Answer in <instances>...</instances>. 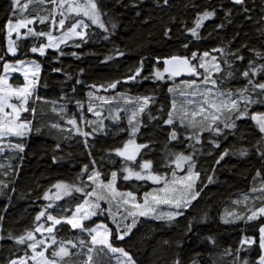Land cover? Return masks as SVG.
<instances>
[{
  "label": "trees",
  "instance_id": "16d2710c",
  "mask_svg": "<svg viewBox=\"0 0 264 264\" xmlns=\"http://www.w3.org/2000/svg\"><path fill=\"white\" fill-rule=\"evenodd\" d=\"M25 2L27 0H24ZM95 2L102 13V21L107 31L86 20L90 25L86 31V43L79 39L71 40L60 48L65 55H59L55 50L48 49L44 58L31 52L30 49L33 46L39 47L42 42L46 43V38L25 37L22 32V36L15 43L17 56L13 58L6 54L7 30L4 26L7 19L11 18L15 21L17 18L48 16L50 21L53 5L48 0H45L44 4L32 0L29 7L20 13L17 9H10L11 0H0V57H3L0 60V75L4 74L5 61L10 63H14L17 59L36 61L50 76L62 80L58 91L63 93L68 88L81 89L87 96L89 92L93 93L91 101H95L99 100L97 97L114 100L122 99L121 97L133 98L147 85L153 86L157 93H160L163 87H171L175 90L178 84H184V81L193 80L195 77L190 76L185 80L166 79L163 82L154 78L137 77L135 81L124 82L129 74L127 71L119 77L104 82L85 83L75 69V65H85L90 60H98L106 69L118 71L126 60L134 62L131 68L134 69L143 59L141 76H149L153 67H162L160 63L157 64L154 59L156 57L190 56L193 51L199 57L207 51L209 55L215 56L221 65V72L215 73L212 78L217 80L222 90H231L233 93H237L246 85L247 80L241 73L249 68L250 61L253 68L260 69V66L264 65V0H244L242 5L234 4L232 0H168L167 5L163 0H95ZM205 10L214 11V19L207 22L198 31L199 38H195L188 29L195 27L198 15ZM49 21L40 24L37 19L34 29L49 31ZM68 26L67 20L65 29ZM166 29L167 35L164 34ZM52 34L59 33L53 28ZM76 43H80L81 46L75 47ZM185 44L188 45L187 48L184 47ZM94 45H105L108 53L91 56L78 53ZM213 49H223L224 52L222 54ZM72 52H75L76 56H72ZM118 52L123 55H118ZM257 53L260 55L258 56ZM236 56H243V60L236 59ZM108 57L111 59H107ZM224 61L228 63L225 64ZM193 63H198V60ZM228 71L233 72V77L225 78ZM253 79L254 82H264V69H260ZM77 80L80 83H77ZM114 80H120L121 83L116 89L105 91L106 94L91 88L92 85L106 86ZM23 83L21 78L16 77L11 80V85L14 87L22 86ZM197 85L201 87L200 80ZM189 90L192 89L183 88L178 93ZM249 92L253 99L257 101L262 99L258 95L259 89L252 92L249 86ZM155 97L150 100L144 112L139 114L137 120L142 125V129L158 133L165 119V113ZM62 99L66 102L65 96ZM51 103L30 99L29 107L35 108V114L32 115L31 112L25 114L26 119H33L30 136L22 140H11L14 144L23 143V152L14 151L0 155V237H3L0 239V264H9L13 259L32 256V250L27 247L28 241L17 244L15 239H9V236L24 234L38 223H44L46 227L50 226L45 222V217L39 222L35 220L36 215L41 211H45L46 215L50 213L57 217L71 216L76 205L82 204L89 198L84 192H89L94 187L92 181L87 178L93 170L101 173L100 180L105 183L110 180L111 172L116 171L117 188L121 192H134L138 200L142 199L145 191H151L156 187L150 181L134 179L124 181L121 178L124 174L122 167L125 164L139 170L141 158L144 159L153 153L150 146L144 148L135 162L125 161L115 155L113 150L122 147L130 138L133 127L129 124L125 112L119 115L115 123L108 118L102 117L103 122L101 118L92 117L93 123L87 121L85 130L91 135L83 137L67 123L70 119L68 110L64 107L63 111H60L62 107L55 108ZM239 106L242 109L245 105L241 102ZM247 107L248 115L239 120L235 119V113L225 110L221 119L226 120L231 116L236 128L224 129L218 121L222 134L205 131L201 134L200 144H196L195 140L187 139L193 131L181 127L179 119H176L180 110L177 111L172 131L177 132L178 139L162 148L163 169L175 170V164L172 163L174 157L170 153L183 152L185 155H191L195 170L200 173L196 187L200 195L192 201L184 214L174 221L140 220L123 240H115V232L113 233L114 246L123 247L133 257L135 264H173L175 260H179L180 264H194V262L195 264H244V261H247V264H258L260 256L264 254L259 248V227L264 224V216L252 221H247L246 216L250 214L249 209L254 210L264 204V192L259 191L264 185V155H261V152H264V138H262L264 134L259 132L254 121L250 119L253 112H264V103L257 102ZM53 124L59 127L54 128ZM138 137L139 134L134 135V138ZM85 139L87 147L84 144ZM211 141H218L219 147H215ZM224 149L228 150V155L216 163ZM241 151L246 152V155H240ZM93 161H95L94 166ZM85 166L87 172L84 171ZM257 172L260 173L259 176ZM208 176L212 177L211 183L207 180ZM58 183L75 184L82 187L83 192L77 193L73 190L71 196L51 203L52 206L54 205L53 208H48L47 205L50 203L44 199V194L54 192V185ZM253 188L258 191L253 192ZM100 203H103L105 209L106 207L115 209L120 215L119 218L113 219L103 212V216L87 227L103 223L114 230L118 223L123 231L124 224L131 222L129 219L128 221L124 219L126 214L116 208V203L112 202L111 206H107L103 201ZM228 213L243 215L245 219L233 220ZM113 220L116 222L114 223ZM225 220L229 222L225 223ZM52 234L57 243L48 250V255L61 242H64L65 246L70 245V252L79 253L66 257L59 262L60 264H82L87 258L84 255L87 248H81L79 245L80 239L88 241L89 238L85 233L72 229L68 224H60L54 228ZM34 235L37 239H41L39 233ZM237 238L245 240L253 238L256 242L251 245L244 243L239 249L225 246ZM69 240L77 244V248L73 249L71 244L67 243ZM92 255L93 264H117L112 261L105 249L101 251L97 247Z\"/></svg>",
  "mask_w": 264,
  "mask_h": 264
},
{
  "label": "snow or ice",
  "instance_id": "6c2138e0",
  "mask_svg": "<svg viewBox=\"0 0 264 264\" xmlns=\"http://www.w3.org/2000/svg\"><path fill=\"white\" fill-rule=\"evenodd\" d=\"M40 4H44L45 0H37ZM53 7L51 9V19L49 21L48 16H38L33 18H17L15 22L9 18L6 21L5 29L7 30V53L11 56L17 55V47L14 41L11 39L12 34L15 33L17 39L21 36V29H25L24 36L32 37H45L47 42L40 43L39 47L33 46L30 51L33 53H38L40 56H44L46 49H53L59 53V55H65L63 51L60 50L61 44H66L69 40L78 38L81 42L86 41V30L90 27L89 23H85V19L90 21L92 25H98L100 28L107 31L105 25L100 21L101 11L98 8L95 0H48ZM244 0H232V3L237 5H242ZM29 3H32V0H27V2L20 4V0H11L10 9L16 10L19 9L20 13H23L25 9L29 7ZM165 5L168 4V0H163ZM57 10L59 16L61 17L57 20L55 17L57 15ZM215 15L214 11H203L198 15L195 21V27L189 28L188 32L195 38H199L198 29L201 27L202 23ZM80 17V18H76ZM39 20L40 24H44L46 21H49V31H37L32 27H28ZM66 20L69 21V26L65 29ZM222 26V25H221ZM115 27V25H113ZM65 29L61 35L54 36L52 34V29ZM165 35L168 34V30H165ZM75 47L79 48L80 43H76ZM185 48L188 47L187 44L184 45ZM213 51L221 52L223 54V49H213ZM118 55H123V53L118 52ZM72 56H76L75 52L71 53ZM234 55V54H233ZM259 56L260 53H257ZM209 53L207 51L203 52L201 56L198 57L196 52H191V55H170L164 58L156 57L154 58L159 64L162 59V67L156 68L153 67L149 76H141V72L144 67L143 59L138 63L134 69L129 70V74L125 77L124 82L135 81L137 77L141 79L154 78L158 81L172 80L175 77H179L182 74H187L191 77L202 78L200 82L204 85L211 84V88L205 87L200 89L197 86V80H188L184 81L188 88L192 89L190 93L182 92L181 95H191L193 97L199 95L202 98L203 103L198 107L194 108L191 112L181 108L179 113L176 116V119H179L181 127H187L193 131V134L187 139L195 140L196 144L201 143V134L205 131L215 133L217 135L222 134V129L219 124L223 125L224 129H234L236 128L235 121L232 120V117H227L226 120L221 119V115L225 110L230 113H235V119L239 120L246 115H248L249 104H255L257 102L264 103V82H254V77L260 69H264V65L260 66V69L251 67V61L249 62V68L244 70L241 75L246 78V85L239 89L237 93H233L231 90H222L218 86L216 79L212 78L213 73L221 72V65L217 62V58L213 56L211 62L208 63L204 60L205 57H208ZM238 60H243V56H236ZM3 57H0L2 60ZM107 59H111L108 57ZM198 63H193L197 61ZM227 64V61H224ZM229 67H231L229 65ZM199 69H203V72H200ZM59 71V69H54ZM4 73L16 72L19 71L23 74L24 83L22 86H16L9 84V77L7 75H0V139L6 136H13L25 138L26 134L32 131L31 124L32 121L26 118H22L21 114L25 112H31L35 114V108L29 107L30 99L34 96V90L38 84L39 73L41 71V65L36 63V61H25L17 59L14 63L5 61L3 63ZM233 72L228 71L225 78L233 77ZM77 83H80L77 80ZM121 83L120 80H114L108 83L106 86L101 85L107 89H116L117 85ZM221 84L223 81L220 82ZM249 86H251V91L259 89L260 92L258 95L262 97L259 101L252 98V95L249 92ZM91 87L95 88L96 85ZM215 89V91H213ZM169 92H172L173 89L170 87ZM89 97L93 93H88ZM236 98H233V97ZM15 99L16 102H12ZM35 99L39 100L40 97L36 96ZM104 101L105 103L110 102L105 97H97ZM126 102L132 103L133 101L130 98H125ZM151 98L148 96L137 97L135 100L136 108L133 111L132 117L129 118V124H132L133 119L143 113L145 108L149 105ZM243 102L245 105L242 109L240 108V103ZM79 103V102H78ZM191 103V101H189ZM204 105H207L205 107ZM173 111L176 109L175 101L172 105ZM7 110V111H6ZM55 111V109H53ZM63 111V108L60 109ZM87 111L93 113L95 116L100 117L101 113L99 111H94V107L89 104ZM173 111L167 113V119L164 120L165 124L172 125L174 122ZM196 117H202V119L197 120ZM113 119H119L117 116H113ZM250 119L255 122L258 130L261 134H264V112H253L250 116ZM83 120V116L81 117ZM219 121V124L217 123ZM68 124L72 125L73 128L83 137H88L91 135L89 132L81 131L77 127L76 119H69ZM88 123H93L89 121ZM215 125V126H214ZM138 126L131 128L130 138L123 144L122 147H117L113 151L116 156L122 157L125 161H136L138 154L141 149L147 148V144L136 143L134 134L138 131ZM52 127L57 128L59 125L53 124ZM38 131V129H37ZM264 138V137H262ZM170 140H177V132L175 130L170 132ZM215 147H219L218 141H211ZM85 147H87V140L84 141ZM20 152H23L24 145L23 143H16L13 145ZM259 151V149H258ZM174 159L172 163L176 165L177 169L183 171V165L188 163V168L185 175L178 176L175 171H172L171 177L168 178L166 175L160 174L153 170L152 161L145 160L143 158L142 162L139 164V170H136L133 167L125 164L122 167V172L124 173L121 177L124 181L136 180V181H151L152 184L159 185V187L153 188L151 191H145L141 200L137 199V195L132 192H120L116 183L118 180V174L116 171L111 172L110 180L105 183L100 180L101 173L93 170L88 175V180L92 181L94 187L89 192H84L85 196L94 197L95 199L90 201L85 199L83 203H78L76 205L75 211L71 216H54L52 214H47L45 211L39 212L35 220L37 222L41 221L42 217H45V222L50 221L51 225L45 227L44 223H38L31 230H26L24 234H21L16 237L9 236V239H15L17 244H24L25 241H28L27 247L32 250V256L30 259L33 261V264H59L60 261H63L66 257L72 255H79V253H72L70 250L65 247V243L61 242L58 247L54 248L50 255L46 256L45 253L48 251V248L51 245L57 243L54 235H50L49 239L50 244H46L45 239H37L34 233L47 232L49 234L53 233V230L56 225L64 223L71 226L72 229H79L83 233H87L88 241L85 239L79 240V245L81 248L86 247L87 252L84 255L87 257L82 264H93V255L92 253L96 250L97 247L101 251L106 249L110 253H119L120 257L117 258V264H135L133 257L125 251L123 247L114 246L113 233L115 232V240H123L128 236L133 228L137 224V217H150L156 220H163L165 222H171L176 220L177 217L184 214V210H187L191 205L192 201L196 200L200 195V191L196 190V182L200 177L199 171H194L195 164L192 162L191 155H185L183 152L170 153ZM228 155V150L224 149L219 154V158L216 160V163H219L224 156ZM240 155H246V152L241 151ZM261 155H264V152H261ZM95 161H93V166ZM87 172V166L84 169ZM259 176L260 173L257 172ZM207 180L209 183L212 182V177L208 176ZM58 189L56 194V199H60L61 190L64 195H70L74 190L77 193L83 192L82 187L76 186L75 184L68 185L63 183H58L54 185ZM253 192L258 191V189L253 188ZM259 191L264 192V185L259 189ZM117 197L120 198V203L124 205H130V208L126 209V215L124 219L127 220L131 217V222L124 224V230L121 231L120 225L117 223L116 228L113 230L105 224H96L95 227H87L84 224V221L91 219L93 216L98 214H103L108 209L101 207V201L105 204L111 206L113 200ZM44 199H49L47 192L44 194ZM247 199V197H245ZM238 203V202H234ZM166 205L171 211H157L159 206ZM48 208L52 207V204L47 205ZM250 214L246 216L247 221H252L257 219L259 216H264V204L260 207L249 209ZM233 220L245 219L243 215H235L233 213H228ZM109 216L112 217L113 213L109 211ZM115 223L116 221L113 220ZM228 223V220L224 221ZM188 230H191V223L188 224ZM3 239V237H0ZM211 241V237H209ZM256 241L253 238H247L242 240L241 243H247L249 245L255 243ZM68 244H71L73 249L77 248V244L72 243L71 240L67 241ZM167 243V241H165ZM178 246H179V242ZM43 246V247H41ZM41 248L40 251H37V248ZM259 248L262 253H264V224L259 227ZM121 257L123 259H121ZM59 258V260L57 259ZM9 264H27V261L23 258L16 260L13 259ZM173 264H180L179 260H175ZM195 264V262H194ZM244 264H247V261H244ZM258 264H264V254L260 256Z\"/></svg>",
  "mask_w": 264,
  "mask_h": 264
},
{
  "label": "rangeland",
  "instance_id": "374dc122",
  "mask_svg": "<svg viewBox=\"0 0 264 264\" xmlns=\"http://www.w3.org/2000/svg\"><path fill=\"white\" fill-rule=\"evenodd\" d=\"M23 3H24V0H20V4H23ZM17 10H19V9H17ZM58 11L59 10H57V15L55 17L57 20H59L61 18L59 16V14H58ZM213 19H214V16L212 18L204 21L202 23L201 27L197 31H200V29L207 22H209V21H211ZM100 21L103 23L101 16H100ZM66 23H67V20H66ZM85 23H87L86 19H85ZM34 24L29 25L28 27L34 28ZM94 26L100 28L98 25H94ZM62 30L63 29L55 28V31H57L59 34L58 35H54L53 34V35L54 36L61 35V33L63 32ZM25 31H26L25 29H21L20 30L21 36H22V32H25ZM11 39L14 41V43H16V41L18 39H17L15 33L12 34ZM75 39H78V38H74L72 40H75ZM69 41H71V40H69ZM7 43H8V37H7ZM63 45L64 44H61L60 48ZM47 50L48 49H46V52H47ZM78 53H82V54H86V55H90V56L93 55V54H106V53H108V48L105 45H94V46H90V47H88V48H86V49H84L82 51H78ZM35 54L40 56L38 53H35ZM44 56H43V58H44ZM40 57H42V56H40ZM212 57H213L212 55H209L208 57H205L204 60L206 62L210 63ZM36 63H38V62H36ZM68 63H70V62H68ZM133 66H134V62L133 61L126 60L122 64V66L119 68V70L115 71V70L106 69L104 66L99 64L98 60H90L85 65H75V69L81 75V77L83 79V82H85V83H87V82H95V83H97V82H104V81L113 79L115 77H119V76L123 75L125 72L129 71ZM199 71L203 72V69H199ZM214 74L215 73H213V75ZM3 75H7L9 77V81H8L9 84H11V80L13 79V76H17V75H20L21 79H23V81H24L23 74L21 72H19V71L4 73ZM195 79L198 82L202 78H196L195 77ZM38 80H40V82H39V84H37V86H36V88L34 90V96H33L34 101H35V97L39 96L40 97V99H39L40 101L52 102L51 104L55 105V108L56 107L60 108V105L65 104V102L62 99V97L65 96V99L68 100L69 103H70V105H69V115L72 116V119H76L77 127L80 130H83V131H85L86 128H87V126H86L87 125V121H91L92 117L101 118L100 120H102L103 122H104L103 118H108L111 122L115 123L118 119H113L112 117L113 116L119 117V115H121L122 113L125 112L126 113V118L129 121V118L132 117L133 111H135V108H136L135 100H136L137 97L148 96V97H150L152 99V98H154V96H156L155 97L156 100L162 105V107L164 109V113H165V119L164 120L167 119V113L169 111H173L172 105H173L174 101H175V104H176V109H175V111H173V117L176 116L177 111L181 110V108L191 112L194 108L198 107L200 104L203 103L202 98L199 95L193 97L191 95H181V94L178 93L183 88L184 89H190V88L187 87V85L185 83L184 84H178L176 89L175 90L173 89L172 92L168 91L169 87H163L162 91L160 93H157V91L155 90V88L153 86L147 85V86H144L137 93V95H135L133 98H130L133 101L132 103L126 102L124 97H121L122 99H119V100L108 99L110 102L105 103L104 101H102L100 99L99 100H95V101H91L93 98H91V97L89 98V96L86 95L85 91L81 90V89L68 88L63 93L58 91V86H59V84L61 83L62 80L59 79V78H55V77L50 76L48 74V72L42 67H41V71L39 73ZM42 81H46L44 83V85H43ZM205 87L211 88V84L204 85V84L201 83V87H199V88L200 89H204ZM45 88H47V90H45ZM91 88L94 91L103 92V93L105 91L109 90V89L105 90V88L102 89V87H100V86H97L95 88L91 87ZM191 91L189 90L188 92L186 91L184 93H190ZM97 94H100V93H97ZM105 94H106V92H105ZM94 95L96 96L95 93H94ZM102 96H103V94H102ZM179 97L181 98V100H179ZM189 101H191V103H189ZM12 102H16L15 99H13ZM89 104H91L94 107V111H99L101 113L100 117H97L93 113H90V112L87 111V108H88ZM204 106L207 107V105H204ZM25 114H26V112L21 114L22 118H25ZM32 115H33V113H32ZM82 116H83V120H81ZM138 116L139 115H137L132 121L133 127L139 125L138 126V131L135 133V134H139V137L135 138L136 143L147 144L148 147L150 146V148L153 149L152 155L148 156V157H145L144 159L152 161V166H153V170L154 171H156V172H158L160 174L166 175L168 178H170L171 177V173H172L173 170L170 171V170H164L163 169V160H162V156H161V151H162V148L167 143H169L171 141H174V140H170L169 139V135H170V132L172 131V125L174 124V122H173L172 125H168V124H165L164 121H163L161 123V125H160V131L158 133H153L152 131L142 129V125L137 120ZM198 118L202 119V117H198ZM30 120L33 121L32 118ZM31 127H32V124H31ZM29 134L30 133L26 134L25 138H29V136H30ZM12 139L17 140V139H21V138L13 137V136H6V137L0 139V146H1L0 147V155H4L7 152L11 153V152H14V151H19L18 149L13 147V145H15V144L11 141ZM142 150L143 149L140 150V153H142ZM139 154H138V156H139ZM138 156H137V159H138ZM131 162H133V161H131ZM187 168H188V163H185L183 165V169H184L183 171H181L180 169H177L176 165H175V170L174 171L176 172V174L178 176H181V175H185L186 174ZM194 171H196L195 168H194ZM197 182H198V180H197ZM197 182H196V187H197ZM155 186L159 187V185H155ZM116 187H117V183H116ZM57 192H58V189L55 188L54 192L48 194L49 195V199H47L46 201H48L51 204V203H55L58 200L66 199V198H68L69 196L72 195V193L70 195H64L62 193V190H61L60 199H56ZM94 199H95L94 197H89L88 198V200H90V201H92ZM113 202L116 203V205H117L116 208L119 209V210L121 209L122 211L125 212V214H126V209L130 208V205H124V204L120 203V198L119 197H117L115 200H113ZM53 206L51 208H53ZM107 206H109V205H107ZM101 207L104 208L103 203H101ZM106 209H108L109 211H111L113 213V216H112L113 219L119 218L120 215H119L118 212H116L115 209H111V208H108V207H106ZM171 210H173V209H170L166 205H161L157 209V211H171ZM109 211L104 212V214L109 215ZM104 214H98L97 216H93V217H91V219H89L87 221H84L85 226L95 222L96 220H98ZM128 219L131 220L132 218L129 217ZM128 219H127V221H128ZM136 219H137V222L140 221V220H143V219L144 220H150V221H155L156 220V219H152L150 217H137ZM120 221H121V219H120ZM48 224L51 225V222L48 221ZM61 224H66V223H64L62 221ZM96 224H103V223H96ZM59 225H56L55 227H57ZM95 225L92 226V227H95ZM77 230H79V229H77ZM0 231H1V229H0ZM85 234L87 235V233H85ZM39 235L41 236V239H45L46 244H50L51 243L49 237H50V235H53V234H49L47 232H43V234L39 233ZM242 240H245V239L237 238L234 242L227 243V244H225V246L226 247H232V248H235V249H239L240 246L242 245V243H241ZM54 246H55V244L51 245V247H49L48 250L53 248ZM41 247H43V246H41ZM65 247H67L69 249L70 245L65 246ZM40 250H41V248L38 247L37 251H40ZM107 253L109 254V257L112 259V261L117 263V258L120 257V254L119 253H110L108 251H107ZM45 255L48 256V251L45 253ZM57 259L59 260V258H57ZM121 259H123V258L121 257ZM27 264H33V261L32 260L28 261Z\"/></svg>",
  "mask_w": 264,
  "mask_h": 264
},
{
  "label": "crops",
  "instance_id": "0c3cea01",
  "mask_svg": "<svg viewBox=\"0 0 264 264\" xmlns=\"http://www.w3.org/2000/svg\"><path fill=\"white\" fill-rule=\"evenodd\" d=\"M11 56V55H10ZM17 56V55H16ZM16 56H11V57H13V58H15ZM41 58H43V56L41 57ZM41 65V64H40ZM41 67H42V65H41ZM43 68V67H42ZM21 78V76L20 75H17V76H13V79L14 78ZM46 81H42V83H43V85H44V83H45ZM45 90H47V88H45ZM66 104V105H65ZM65 104H63V105H60V107H62V108H66L67 110H68V114H69V105H70V103H69V101L68 100H66V102H65ZM70 117V119H72V116L71 115H69Z\"/></svg>",
  "mask_w": 264,
  "mask_h": 264
},
{
  "label": "water",
  "instance_id": "95a60500",
  "mask_svg": "<svg viewBox=\"0 0 264 264\" xmlns=\"http://www.w3.org/2000/svg\"><path fill=\"white\" fill-rule=\"evenodd\" d=\"M160 64L162 65V60H161ZM188 77H190V76L187 75V74H182L181 76H179V77H175L174 79H177V80H185V79H187Z\"/></svg>",
  "mask_w": 264,
  "mask_h": 264
},
{
  "label": "built area",
  "instance_id": "2783aa9c",
  "mask_svg": "<svg viewBox=\"0 0 264 264\" xmlns=\"http://www.w3.org/2000/svg\"><path fill=\"white\" fill-rule=\"evenodd\" d=\"M39 82H40V80H38V84H39ZM36 101H37V99H36ZM23 259H25L27 262L31 261V259H28V258H23Z\"/></svg>",
  "mask_w": 264,
  "mask_h": 264
},
{
  "label": "bare ground",
  "instance_id": "6f19581e",
  "mask_svg": "<svg viewBox=\"0 0 264 264\" xmlns=\"http://www.w3.org/2000/svg\"><path fill=\"white\" fill-rule=\"evenodd\" d=\"M9 16V15H8ZM39 102V101H38ZM47 111V110H46ZM48 113V112H47ZM210 173V172H209ZM103 255V254H102Z\"/></svg>",
  "mask_w": 264,
  "mask_h": 264
}]
</instances>
